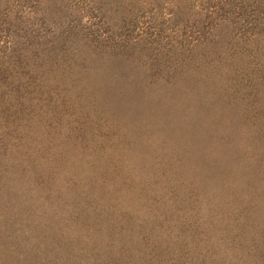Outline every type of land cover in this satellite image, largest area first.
I'll return each instance as SVG.
<instances>
[{
    "label": "rangeland",
    "instance_id": "rangeland-1",
    "mask_svg": "<svg viewBox=\"0 0 264 264\" xmlns=\"http://www.w3.org/2000/svg\"><path fill=\"white\" fill-rule=\"evenodd\" d=\"M31 228L77 259L260 264L264 0H0L7 264Z\"/></svg>",
    "mask_w": 264,
    "mask_h": 264
},
{
    "label": "trees",
    "instance_id": "trees-1",
    "mask_svg": "<svg viewBox=\"0 0 264 264\" xmlns=\"http://www.w3.org/2000/svg\"><path fill=\"white\" fill-rule=\"evenodd\" d=\"M29 231V233H25L27 235L19 234L14 238L18 243L20 242V249L26 248L24 256L22 255L25 264H184V262H181L180 256L168 255V252L155 244L150 248L151 257L149 260L140 257L138 258V262H131L128 259L129 255L125 257L122 251H117L115 255L114 253H106L104 257L102 253H94L90 258H87V255L84 258L77 259L70 251H67L65 243L57 236H49L47 240L45 237L35 235L38 238V242L30 245L29 239L35 234V231L33 228ZM4 249L5 247L3 248V255L0 258V264H7L9 262L8 257L12 255L11 252L7 251L6 259ZM21 254L18 251L14 253L15 256ZM259 260H261L260 264H264V258Z\"/></svg>",
    "mask_w": 264,
    "mask_h": 264
}]
</instances>
